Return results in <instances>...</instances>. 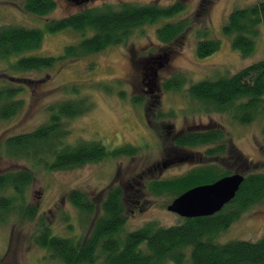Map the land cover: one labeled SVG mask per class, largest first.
I'll list each match as a JSON object with an SVG mask.
<instances>
[{
  "label": "rangeland",
  "instance_id": "obj_1",
  "mask_svg": "<svg viewBox=\"0 0 264 264\" xmlns=\"http://www.w3.org/2000/svg\"><path fill=\"white\" fill-rule=\"evenodd\" d=\"M256 1L263 0H211L210 3L186 0L180 3L184 8L179 13L142 24L123 43L58 61L48 68L15 70L12 67L14 57L0 58V85L7 83L16 88L23 87L15 97L22 100L20 109L13 116L0 119L1 142L9 136L30 132L46 122L51 104L84 97L87 102L91 101V107L64 122L69 129L65 142L76 144L95 140L101 141L108 149L126 144L137 148L131 156H109L71 168L46 170L42 165L32 166L34 178L25 191V204L36 206L38 214L29 221L12 212L5 222L0 223V264H63L50 258L31 237L39 227L40 217L50 225L53 234L74 238L87 234L98 210L91 215L80 214L66 196L73 189L86 192L97 203L107 188L112 185L121 187L125 194L124 229L131 231L150 221L164 227L183 221L180 215L167 209L175 195L152 193L147 187L151 180L172 179L209 163L235 172L234 166L239 164H233L230 152L237 150L245 162L253 166L254 172H264L262 118L245 124L234 120L229 113H207L199 101L186 93L194 82L231 75L264 58V23L250 56L240 55L231 45V36L222 30L230 11ZM126 2L160 6L174 4L169 0H86L78 4L57 0L56 9L46 16H36L22 9V0H0V25L44 28L50 19L89 7L118 6ZM180 19L188 22L185 31L170 43L160 41L157 29ZM206 36L219 40L220 46L210 55L199 57L196 43ZM80 38L81 35L71 28L47 32L40 46L25 55L58 56L66 45ZM164 53L170 54L167 62H164ZM158 56H162V65H153ZM150 66L156 68V79H153ZM174 75L183 76L185 83L179 91L165 90L164 82ZM142 81H149V85ZM137 96L144 97V103L133 100ZM159 111L167 115L157 119ZM200 125L207 128H197ZM209 126L221 129L225 134L219 142L227 146L222 157H207L206 150L211 145L174 147L172 138L179 131L194 127L207 130ZM166 159L168 164L162 166ZM30 165L28 159L17 161L0 157L2 173ZM263 236L264 199L242 211L227 229L218 233L217 240L256 241Z\"/></svg>",
  "mask_w": 264,
  "mask_h": 264
},
{
  "label": "trees",
  "instance_id": "obj_2",
  "mask_svg": "<svg viewBox=\"0 0 264 264\" xmlns=\"http://www.w3.org/2000/svg\"><path fill=\"white\" fill-rule=\"evenodd\" d=\"M21 6L27 13L46 16L56 9L57 0H22ZM182 8L184 6L180 3L160 6L126 2L118 6L89 7L58 19H50L44 28L0 25V58L14 57L12 67L15 70L48 68L58 61L123 43L142 24L174 16ZM263 23L264 0L230 11L222 30L231 36V45L240 55L250 56L254 53ZM187 25L188 22L183 19L166 23L157 29V36L160 41L170 43L185 31ZM67 28L76 31L81 38L66 45L62 54L25 55L40 46L45 33ZM219 46V40L206 36L197 41L196 52L199 57H204ZM184 83L183 76L174 75L164 82L163 87L165 90L179 91ZM22 90L21 86L16 88L7 83L0 85V119L9 118L20 109L22 100L15 97ZM186 93L199 101L207 113H229L234 120L245 124L262 118L264 134V58L231 75L194 82L188 86ZM134 99L144 103L142 96ZM90 102L83 97L51 104L46 122L30 132L18 133L0 141V157L17 161L28 159L31 162L30 167L0 172V223L5 222L12 212L29 221L37 217L36 206L25 204V191L34 178L32 166L42 165L46 170H58L98 162L109 156H131L137 151L132 144L108 149L101 141L95 140L76 144L65 142L69 129L64 122L87 112L91 107ZM166 115L159 111L156 118ZM201 127L207 128L202 125L197 128ZM209 127L207 130L194 127L179 131L172 138L174 147L211 145L206 150L207 157H222L227 146L219 142L225 138V134L221 129ZM237 151L230 152V158L233 164L238 162L239 165L234 166L235 172L243 174L244 180L232 201L211 216L182 217L180 224L168 227L150 221L129 231L124 229L125 194L121 187L110 186L97 203L86 192L73 189L66 196L80 214L91 215L98 210L87 234L78 238L53 234L50 225L40 217L39 227L31 239L45 249L50 258L63 264H264V236L256 241L217 240L218 233L227 229L242 211L264 199V172H254L253 166L246 163ZM231 173L234 172L209 163L172 179L151 180L147 187L152 193H170L176 198L190 188L209 184Z\"/></svg>",
  "mask_w": 264,
  "mask_h": 264
},
{
  "label": "water",
  "instance_id": "obj_3",
  "mask_svg": "<svg viewBox=\"0 0 264 264\" xmlns=\"http://www.w3.org/2000/svg\"><path fill=\"white\" fill-rule=\"evenodd\" d=\"M70 1L78 4L86 0ZM152 73L154 79L156 72ZM243 180V174L234 172L209 184L195 186L174 198L167 209L186 218L211 216L232 201Z\"/></svg>",
  "mask_w": 264,
  "mask_h": 264
},
{
  "label": "flooded vegetation",
  "instance_id": "obj_4",
  "mask_svg": "<svg viewBox=\"0 0 264 264\" xmlns=\"http://www.w3.org/2000/svg\"><path fill=\"white\" fill-rule=\"evenodd\" d=\"M169 1H171V2H173V3H183L184 1H186V0H169ZM189 1V0H188ZM198 1H200L199 3H202V2H206V3H210L211 2V0H198ZM165 55V57H164V62H167L168 60H169V58H170V54L169 53H164L162 56H164ZM162 56H158L157 58H154V60L155 61H153L152 63H153V65L154 64H156L157 63V65L156 66H158L159 64H161L162 65ZM151 70H152V72H156V68L155 67H153V66H150L149 67ZM144 74V73H143ZM145 75V74H144ZM155 75H156V73H155ZM148 76V74H146V77ZM155 79H156V77H155ZM143 82V81H142ZM154 82H155V80H154ZM145 82H143V84H144ZM146 85H149V81H148V83H145ZM154 86H156V88H157V85L156 84H154ZM168 162L169 161H167V159H166V161L165 162H162V166H164L166 163L168 164ZM222 210V209H221ZM185 218V217H184Z\"/></svg>",
  "mask_w": 264,
  "mask_h": 264
}]
</instances>
